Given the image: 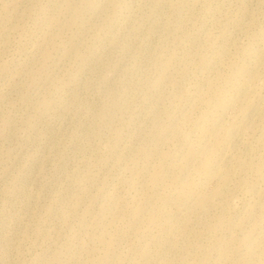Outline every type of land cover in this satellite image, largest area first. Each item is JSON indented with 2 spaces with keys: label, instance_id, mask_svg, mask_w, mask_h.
Listing matches in <instances>:
<instances>
[{
  "label": "rangeland",
  "instance_id": "rangeland-1",
  "mask_svg": "<svg viewBox=\"0 0 264 264\" xmlns=\"http://www.w3.org/2000/svg\"><path fill=\"white\" fill-rule=\"evenodd\" d=\"M0 264H264V0H0Z\"/></svg>",
  "mask_w": 264,
  "mask_h": 264
}]
</instances>
